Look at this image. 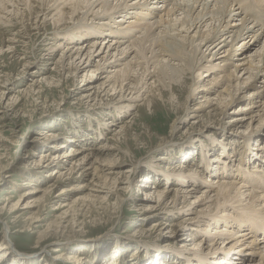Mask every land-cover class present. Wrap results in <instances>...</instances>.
Listing matches in <instances>:
<instances>
[{
  "label": "rangeland",
  "instance_id": "rangeland-1",
  "mask_svg": "<svg viewBox=\"0 0 264 264\" xmlns=\"http://www.w3.org/2000/svg\"><path fill=\"white\" fill-rule=\"evenodd\" d=\"M173 1L175 0H168L165 3L172 4ZM161 2H158L160 7L164 3ZM45 3L43 0H34V10H30L27 0H0V10L4 11L0 13V246L4 244V229L8 231L5 238L13 242L8 249V254L4 255L6 257L0 259V264H9L15 258L21 259L24 264H105L111 259L114 264H148L149 261H145L146 255L151 257L152 264L161 260L164 264H187L180 258L187 256L194 259L189 250L203 237V233L192 230L196 223L193 224L188 218L194 217L195 213L179 211L182 204L173 209L171 197L177 186L166 184L167 180L161 168L165 169L163 165L167 163L177 166L180 162L188 161L193 168L197 166L199 169L204 165L201 154V145L204 144V148L208 150V157L211 159L220 156L223 161L224 154L227 152L235 159L239 156L241 160L243 157L246 158L245 164L248 169L241 170L244 174L255 177L256 175L251 171L254 168L253 164L248 162L257 159L260 151L264 150L262 146L264 135L258 134L254 138H249L252 142L249 144L251 148L249 150L242 146L245 144L242 139L226 138V134L217 129L218 123L228 122L234 108L244 104L245 100L230 105L226 110L227 115L222 119L219 110L221 107L215 104V97L226 85L225 79L218 80L216 87H212L214 84L211 85L213 79H219L223 75L217 74L218 70L212 72L215 71L214 63L220 62V59H211L208 56L205 60L210 59V61H203L204 69L200 70L208 75L201 77L202 80L197 81L198 83H194V78H190L191 70H186L184 67L187 51L182 50L185 54L183 55L178 48L179 51L172 52L176 57L174 63H177V69L171 70L157 66L160 68L153 71L149 79L154 82L151 99L148 98L150 102L145 101L146 96L135 102L134 107H130L129 111L128 108L118 110L115 104L104 105L109 102V98L100 88L103 79L97 78V87L87 90L86 85H83L86 82V77H83L84 71L75 73L66 65L67 61L64 62L65 65L60 66L62 64H58V58L61 50L51 51L50 48L57 45L61 38L57 33H74L78 36L79 33L74 32V28L78 26L76 20L80 14H64L62 23L58 24L59 28L63 25H71L58 31L54 27L57 24H54L53 18L48 15L39 24L40 29L35 30L32 27L36 21L34 17L39 10L41 12L37 15L39 18L42 17L43 8L48 5L47 3L44 5ZM163 7L164 5L161 8ZM162 9L151 16L161 20L166 13V10ZM7 15L10 19L6 17ZM117 16L118 14L114 17ZM132 16L142 15L132 14ZM127 17L129 14L126 19L124 17L125 22L122 21L121 28L127 25L129 21ZM164 19L166 16L162 19L163 22ZM93 21L97 24V19ZM93 21L88 16L82 24L91 25ZM116 24L119 25V23ZM87 25L85 27H88ZM165 26L168 27L167 24ZM98 31H102L101 35H104L105 30ZM114 31L111 35L116 36L119 29ZM137 34L139 30L132 37ZM94 36L74 39L69 45L67 44L70 39H67L66 45L75 49L77 45L74 43L80 46L84 40L89 41ZM223 36L205 43L201 46L202 50H206L207 45L216 43ZM263 41L264 39L261 38L257 43L243 50L240 56L250 55L262 46ZM227 48L228 46L224 49ZM217 49L218 47L212 51ZM207 52L206 55H209ZM140 53L139 60L146 54V50L145 52L141 50ZM196 55L197 53L194 52L193 56ZM188 56H192V53H188ZM240 56L233 57L234 63L240 59ZM131 57L132 55L128 56L120 65L116 64V67L122 68ZM249 64L250 61L245 67ZM152 65L149 64L150 70L153 69ZM92 69L94 66H90L85 76L91 74ZM94 74L96 75V72ZM228 80L229 78L226 79ZM261 80L258 79L254 86L257 88L262 86ZM197 84L200 86L195 94L196 98H187ZM146 94L148 95L147 92ZM87 95L90 97H85ZM8 99L10 103L8 102L7 105ZM208 100H211L213 105L208 107L206 103ZM114 118L117 119L114 122L116 125H112L110 131L103 129L105 122ZM173 125L177 126L175 132L171 130ZM118 130L121 133L116 138L114 132ZM41 131L44 132L43 136L50 133L57 134V143L65 145L56 149L58 151L56 155L71 145L76 148H96L99 144L105 143L113 146L117 149L112 152L115 155L113 157L121 161L120 168L116 170V172L121 171L118 178L123 177V171L131 170L136 166L133 174L135 184L129 188L124 183L114 184L111 180L103 183L98 181L95 175L85 173L83 168L78 169L81 170L79 173L75 169L71 175L68 172L70 176L62 175L52 181L46 175L56 166L55 164L31 172V169H28L34 167L31 162L47 154L46 151L49 148V142L41 143L35 140L42 137L36 135ZM231 131L234 130L228 129V133ZM189 136H192L193 141L186 143ZM222 140L227 142L224 150H221ZM167 142L170 145L163 150L152 152L158 145ZM32 151H35L34 154ZM95 151L87 157L90 158L89 162H93L92 157L94 158L95 155L102 159L113 158L109 154ZM48 152L52 150L49 149ZM88 152L90 150L84 151V153ZM164 155L168 156L166 160L161 159ZM67 164L69 166V163ZM245 164L242 163L241 166L246 167ZM222 167L223 164H221ZM235 167L231 169V173L235 175H231L233 178H226L228 181H234L236 177H240V174L235 172ZM89 171L92 170L89 169ZM132 173L129 171L125 175L130 177ZM218 173L221 174L222 169ZM107 176L114 177L113 174H107ZM204 176L208 175L204 174ZM145 178L148 179L146 181L148 187L142 186ZM27 182H30V185L27 186ZM259 182L264 184L262 180ZM37 186L40 189L49 188L48 192L42 194L44 190H41L39 193L25 194L27 190ZM103 186L104 189H102ZM168 187L172 191L166 197H162L161 202H152L148 206L149 202L145 199L148 192L144 193L145 190L161 191ZM194 198L195 195L191 196L190 201ZM19 199L20 202L23 199L35 200V202H31V206L26 209L13 211L10 207L17 204ZM152 205L155 211L145 212ZM228 211H232V208H228ZM154 223H158L157 230L154 229ZM219 224L222 227L225 226L223 221ZM213 225L215 224L211 227ZM195 232L196 235L193 236ZM256 237L264 240V235L261 233H258ZM182 245L186 246L181 248ZM118 247L119 251H116ZM180 250L184 251L183 256L178 253ZM72 255L75 256L74 259L69 258ZM247 260L249 259H245L242 264H245ZM233 261H229L230 264Z\"/></svg>",
  "mask_w": 264,
  "mask_h": 264
},
{
  "label": "bare ground",
  "instance_id": "bare-ground-1",
  "mask_svg": "<svg viewBox=\"0 0 264 264\" xmlns=\"http://www.w3.org/2000/svg\"><path fill=\"white\" fill-rule=\"evenodd\" d=\"M27 1L30 5V10H34V0ZM43 1L48 5L43 8L44 12L42 13V17H40L41 19L37 15L41 10L36 12V16L34 17L36 21L33 23L34 26H32L35 30L39 28V24L43 22L42 20L46 19L48 15L53 18V23L57 24L54 27L55 30L58 31L71 25H63L62 28H59L60 25L58 24L62 23L64 14H80L79 18L76 20L78 26L74 28V32L79 33H77L78 36L74 35V33H69L71 35L57 33L61 38L57 45L55 44L50 48L51 51L61 50L58 58V64H62L60 66L65 65L64 62L67 61L66 65L71 67L75 73L84 71L83 77H86V82L83 83V85H86L87 90H93L97 87V78L103 79L100 88L109 98V102L104 105L115 104L118 110L128 108L129 111L130 107H134L135 102L144 99L146 96L147 98L145 101L150 102V95L152 94L151 91L152 87H154V82L149 81V79H151L154 73L153 71H157L155 69L160 68L157 66L167 69L170 68L171 70L177 69V63H174L176 57L172 52H177L179 51L178 48H180L181 50L179 52L181 53H183L182 50L187 51L186 55L183 53L186 57V63L183 64L186 70H191L190 78H194V83H198L197 81L202 80L201 77H206L208 75L200 72V70L204 69L203 61H210V59L205 60L208 56H210L211 59H220V62L214 63L215 71L213 70L212 72L214 73L218 70L217 74L222 73L223 75L219 79H213L211 85L214 84L212 87H216L218 80L225 79L226 85L218 91L215 97V104H219L221 107L217 108L220 110L222 119L227 115L226 110L230 105L240 100H245L244 104H240L234 108L228 122L220 121L217 126L218 128H216L224 132L226 138L242 139L245 143L242 144V146H245V149L248 148L249 150H251L249 144H252L250 139L258 134L264 135V41L262 46L250 55L242 54V56H240L243 50L251 47L261 38L264 39V0H175L172 4L165 3L168 0H153L154 2L152 0ZM159 1H162L161 3L164 2L163 9L161 8L163 5H161V7L158 6ZM46 3L44 5H46ZM5 7L6 6H4V8ZM95 7L97 8L95 9ZM160 9L166 10L165 15L162 17L163 19L166 16L164 22L162 19V21L157 20L154 19V16H151L152 14L156 15ZM129 10L132 11L129 12ZM1 12L4 11L0 10V13ZM8 13L9 12H7V14ZM116 14H118V16L114 17ZM127 14H129V17H127L129 21L127 25L121 28L122 25L120 26V24H122V21L125 22L124 17L126 19ZM132 14H139L142 16L133 17ZM88 16L92 21L93 19H97V24H95L94 21L91 25H87V23L82 24L88 19ZM6 17L10 19L8 15ZM116 23H119V25ZM164 23L168 25L167 28ZM86 25L88 27H85ZM83 27L84 29H82ZM100 29L105 30L103 33L104 35H101L102 31H98ZM109 29L110 31H108ZM113 29H119L116 36L111 35V33L115 32ZM122 29L127 30L123 31ZM138 30L139 34L132 37ZM182 33L185 34L182 35ZM91 35L95 36L89 39V41L84 40L80 46L74 43V45H77L75 49L71 46L67 47V45L73 43L74 39H80V37L85 38ZM222 35L224 36L220 40L212 45H207L206 50H202V45ZM131 37L132 39H129ZM67 39H70V41L66 45ZM148 42L149 44H146ZM59 46H65L66 48L63 47L62 49ZM226 46H228V48L224 49ZM217 47L218 49L216 51H212ZM222 49L223 51H220ZM141 50L144 52L146 50V54L139 60V53ZM206 51H208L207 54L209 55H206ZM194 52L197 53L196 56H193ZM188 53H192V56H188ZM130 55H132L131 59L123 64L122 68L116 67V64L120 65L122 61ZM236 56H240V59L238 58L239 60L234 63L233 57ZM221 61H223V64H221ZM249 61V66L245 67ZM155 63H157V65ZM149 64H153L152 70L149 69ZM90 66H94V69L90 71L91 74L85 76V72L90 69ZM95 72L96 75L94 74ZM244 75L246 76L243 77ZM227 78H229L228 81H226ZM258 79H262L261 82L263 84L257 88V86H254V83H256ZM199 86L200 84H197L187 98H196L195 94ZM146 92L148 95H145ZM85 97L89 98L90 95ZM149 97L150 99H148ZM9 101L10 99L7 100V105L10 103ZM206 103H208L207 106L213 105L211 100H208ZM116 118L107 120V122H105L106 125L101 127L105 130L109 129L110 131L111 126L116 125L114 124V122L117 121ZM117 123H119V121ZM121 127L122 126H120V128ZM121 129L119 130L121 131ZM176 129L177 126L173 125L171 130L175 132ZM228 129L234 131L228 133ZM119 130L118 132L113 131L115 133L114 137L117 138L121 133ZM43 133L42 131L38 132L36 135H41L42 137H39V139L36 138L35 140L41 143L49 142L48 150L50 149L52 152H48L47 150V154H43L40 158L38 157L39 159H35L34 162H31V164H34V167H26L31 169V172L41 167H49L55 164L56 166L46 175L51 178L52 181L53 179H58V177L62 175L68 174V172H70L69 174L71 175L75 169L78 170L83 168L85 173L95 175L98 181L100 180L103 183H105L106 180H111L114 184L124 183L126 187L129 188L131 186L133 187L135 184L133 174L136 171V166L131 170L126 169L122 172L123 177L118 178L120 177L121 171L116 172V170L120 168L121 161L113 157L115 155L112 152L117 150L113 146L105 143L104 145L99 144V147L95 146L96 148H76L71 145L66 149H62L63 151H60L62 154L59 152V154L56 155L55 153H58L56 149H60L65 145H63V143H57V134L50 133L43 136ZM199 134L201 135V133ZM192 139V136H189L186 139L187 142H185L188 143L189 141H193ZM213 143L214 142H212V144ZM168 145H170L168 142L158 145L152 152L163 150ZM204 146V144L201 145L204 165L199 169L197 166L193 168L192 164L188 161H183V163L180 162L177 166L167 163L163 165L165 169L161 168V172L165 175V179L167 180L166 184L169 183V185L177 186L171 197L173 209L179 204H182V208H180L179 211L195 213L194 217H189L188 220L193 222V224L196 223L197 227L195 226L192 230L196 232L202 231L203 233V237L195 242L193 247L190 248L191 250H189L191 251L190 255L193 256L194 259L184 256L185 258H180L181 261H185L187 264H194L196 262L200 264H230L229 261L234 260L231 264H242L245 259H249L245 264H264V240L261 237H256L258 233L264 235V184H260L259 182L260 180L264 182V150L260 151V155L257 158L258 160L255 159L248 162L249 164H253L254 168L251 171L256 175L255 177H250L241 170L248 169L247 164H245L246 158L244 159L243 157L241 160L239 156L235 159L233 155L227 152L224 154L223 161L220 156L213 158L215 160L213 161V159L208 157V150L205 149ZM226 146L227 142L222 140L221 150L226 149ZM181 149L183 150L182 147ZM86 150H90V152L84 153ZM94 150L101 154H109V156L111 155L113 158L102 159L95 155L94 158L91 156L92 159H94L93 162H89L90 158L87 157L90 154L92 155ZM34 152L35 151H32V154H34ZM165 153L167 154V152ZM32 154L31 156H33ZM244 154L246 155V153ZM167 157V155H164L161 156V159L166 160ZM67 163H69V166ZM242 163H244L246 167L241 166ZM221 164H223L222 168ZM234 167L236 168L235 172L240 174L239 176L241 178L236 177V180L228 181L229 178H233L231 175H235L231 173V169ZM89 169L92 171L90 172ZM221 169L222 173L219 174L218 172ZM79 171L81 172V170H78V173ZM129 171L133 173L130 177H126L125 174H128ZM124 172L126 173L124 174ZM69 174L68 176H70ZM107 174H113L114 177L108 178ZM204 174L208 176H204ZM217 176L220 178L218 179ZM146 181H148L147 178L144 179V183L142 184L143 187L147 186ZM53 184L54 183H52V185ZM26 185H30V182H27ZM104 188L103 186L102 189ZM48 189H40L37 186L34 189L27 190L25 194H35L39 193L41 190H44L42 194H45V192H48ZM152 190L151 192L147 190L144 191V193L148 192V195L145 197L146 201L149 202L148 206H150L152 202H161L162 197H166L172 191L170 187L167 189L164 188L161 191L152 192ZM198 192L200 193L197 194ZM193 195H195V198L190 201V197ZM31 202L34 203L35 200L29 201L23 199L20 202L19 199L17 204L12 205L10 208L13 211L17 209H26L31 206ZM153 205L147 209L145 207V212H154L155 208ZM230 207L232 211H228ZM190 210L192 211L190 212ZM220 221L225 223L224 227L220 226ZM157 224L158 223H154V229L156 230L158 228ZM212 224L215 225L211 227ZM7 232L8 231L4 229V244L0 246V259L6 257L4 255L8 254V249L13 245V242L5 238ZM196 232L193 236L196 235ZM143 243L146 244L145 242ZM185 246L186 245H182L181 248ZM116 251H119V247ZM178 253L182 256L184 255L183 250H180ZM147 256L148 255H146L145 261H149V263L152 264L153 260L151 257ZM69 258L74 259L75 256L73 257L72 255L69 256ZM255 258H257V260H255ZM111 260L105 264H114L113 260ZM161 261H157L154 264H164ZM9 264H24V262L19 258H15Z\"/></svg>",
  "mask_w": 264,
  "mask_h": 264
}]
</instances>
